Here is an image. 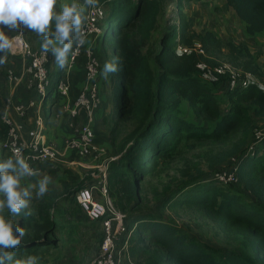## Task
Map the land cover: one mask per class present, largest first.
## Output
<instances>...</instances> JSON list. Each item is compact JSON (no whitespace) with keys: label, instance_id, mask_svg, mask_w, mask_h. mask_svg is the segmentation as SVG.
I'll return each mask as SVG.
<instances>
[{"label":"trees","instance_id":"trees-1","mask_svg":"<svg viewBox=\"0 0 264 264\" xmlns=\"http://www.w3.org/2000/svg\"><path fill=\"white\" fill-rule=\"evenodd\" d=\"M176 1L180 6L183 1L194 0ZM165 2L98 0L105 10L102 20L105 29L99 49L94 47L93 50L100 63V75L105 64L101 63L100 50H108L105 42L110 31L111 51L118 71L109 73L107 80L112 85V92L119 88V95L113 109H116V118L112 119L105 114L104 102L108 94L104 81L98 79L102 102L95 112L93 130L95 142H105L107 151L116 156L109 164L108 191L115 207L126 215V229L133 227L127 247L130 260L125 258L121 264H253L241 253L209 248L160 213L142 209L141 182L158 169L161 161L172 159L183 139L226 143L230 133L248 122L249 112L264 116V62L259 61V54L253 53L246 42L222 39L208 28L195 31L182 12L177 25H167L155 46H150ZM224 3L233 10L244 34L259 46L257 40L264 41V0H224ZM195 42L200 43L202 53L195 49L188 53L176 51L177 44L193 47ZM219 54L225 55L233 66L259 77L261 84L253 82L243 88L229 89L228 76L214 71L219 64L215 56ZM79 61L84 68L83 55L75 64ZM61 71L48 70L51 80L48 96L53 93ZM1 72H4L3 76ZM5 73V68L0 65V80L5 78ZM202 74L210 77L205 79ZM3 87L4 91L0 93V142L7 132V126L1 120L3 102L6 101L5 83ZM80 87L73 93L71 83L72 99ZM220 87L224 90L218 96L216 93ZM222 97L227 100L225 111L220 108ZM183 101L193 106L196 114L209 125L186 117L181 106ZM123 120H132L133 126L120 135ZM245 141V137L241 138L237 145L207 157L208 166L214 168L209 176L201 171L189 174L183 183L161 196L156 207L173 210L181 205L196 206L216 220L225 233L245 234L253 240L257 251L264 252V136L249 154L240 151ZM69 156L78 158L75 153ZM232 157H239L237 180L227 184L216 182L212 174L229 168ZM8 158L12 156L0 147V162ZM45 169L53 175L48 165ZM64 172L67 178L61 181L60 190L49 188L43 197L33 196L32 205L22 210L20 216H14L7 209L2 213L26 231L20 246L8 250L14 253L12 264L23 262L28 256L37 257V264H59L63 259L64 264H80L67 248L73 247L81 238L83 217L91 223L92 229L100 231L99 244L102 241L99 220H89L76 199V192L84 186L88 175L81 179L72 170L65 169ZM41 175L24 177L22 181L38 180ZM236 186L249 197L235 191ZM123 236L117 245L122 244ZM99 244L91 255L97 252Z\"/></svg>","mask_w":264,"mask_h":264},{"label":"built area","instance_id":"built-area-1","mask_svg":"<svg viewBox=\"0 0 264 264\" xmlns=\"http://www.w3.org/2000/svg\"><path fill=\"white\" fill-rule=\"evenodd\" d=\"M83 12L82 34L85 43L80 46L73 38L72 50L68 54L66 63V75L60 77L53 89L63 101L64 112L73 121L75 118L83 115V121L74 127V134L64 138L62 148H59L53 142L45 138V118L42 113V102L46 97L48 89L51 86V80L48 72V63L50 54L42 48L36 49L26 40L24 28L15 30L10 36L13 39V47L9 51L11 54H20L25 61L23 73L19 76L8 72V80L19 82L23 76H26V87L35 92V97H30L25 102L13 103L11 98H6L2 122L7 126L5 139L2 143L4 148L14 159L17 149L21 151L30 167L39 170L40 175L44 173L46 165H53L62 160L66 153H75L78 157L92 156L96 162L89 167L91 172L90 184L81 187L76 192L77 203L83 212L91 221L101 220L102 241L99 248L94 253L88 264H121L122 260L130 257L127 253L128 240L132 229L127 230L124 224L125 213L120 211L113 204L108 194V169L110 161L116 156L108 155L107 150L95 142L93 124L95 122V112L101 105V96L99 95V67L100 63L96 57L91 44H86L90 38H96L103 31L102 20L105 17V10L102 4L95 6L85 5ZM192 49L203 52L199 42H195L193 47L177 44L176 51L179 53H188ZM84 56L83 82L79 93L74 99L70 98L71 83L69 71L73 68L76 60ZM217 74H226L228 76L227 86L229 89L236 87H246L249 83L255 81L250 72L244 71L233 66L230 63H219L214 67ZM257 83V82H255ZM258 84V83H257ZM263 86V85H262ZM27 110L35 112L33 124L27 130V135L23 134V124L19 122L10 111L18 116H23ZM73 125V123H72ZM255 140L249 145L248 150L243 154H249L253 151L256 143L261 141L264 136V127L254 130ZM75 159L70 158V163ZM232 164L229 168L220 169L212 174V178L222 184L232 183L237 180V170L239 157L231 158ZM125 235L120 248L118 241Z\"/></svg>","mask_w":264,"mask_h":264},{"label":"rangeland","instance_id":"rangeland-1","mask_svg":"<svg viewBox=\"0 0 264 264\" xmlns=\"http://www.w3.org/2000/svg\"><path fill=\"white\" fill-rule=\"evenodd\" d=\"M83 1L84 0H57V5L55 10L57 12H60L65 4L71 5L73 2L82 5ZM200 5H201L200 10L204 15L206 21L207 19L212 17L215 22H219V23L229 21L228 23L229 25H231L232 29L234 30V33H236L237 35L244 34L240 22L228 20L230 17L228 14L224 15L223 9L212 7L211 2L209 0L202 2ZM198 6L197 4H194L193 7H198ZM191 7L192 6H188V5L183 6V4L178 6L176 0H166L165 6H163V10L159 15L160 17H159L158 25L153 31V34L151 36L150 46H152V48L153 46H155L156 41L159 39L162 31L165 29L167 25H173V24L177 25L179 19L182 18V12L184 13V11L189 12L190 10H195L192 9ZM208 9L210 10L206 14V11ZM187 13H186V17H188ZM201 27L202 26L200 25L198 29L200 30ZM202 29H206V28H202ZM103 33L104 30L100 34L99 40H101ZM89 42L90 41H87L86 44H88ZM111 42H112V37H111V32L109 31L107 33L106 42H105L106 43L105 46L108 49V53H109L108 56L109 61L113 59V55L111 51L112 50ZM257 43H260V45L258 46L255 43H253L256 49L255 51L256 53L259 54V58L261 60H264V41L263 39H259L257 40ZM103 55L104 57H106V52H103ZM215 58L217 59L218 63L225 62L232 64L223 54H219L215 56ZM3 73L1 72L2 76ZM202 76L205 79H208L210 77L209 74L208 75L202 74ZM4 77L5 78H3V80H0V93H2V90L4 91L3 85L5 81L8 80L7 71L4 74ZM99 80L100 82H103V75L101 74V71L99 75ZM253 81L257 82L258 84H261L262 82V80L259 77H254ZM111 86L109 81L106 79V81H104V87L107 90L106 93L108 95L106 96L104 102L105 110L107 112V113L105 112V114L108 115L110 118L115 119L116 109L114 111L113 109L115 108L117 96L119 95V88H116V90L112 92ZM223 90L224 88L220 87L219 91L216 94L218 96H221ZM4 99H6V95ZM49 101L50 99L47 100V105L49 104ZM226 103H227L226 98L222 97V103L220 107L222 111H225L227 109ZM3 105H5V102H3ZM181 106L183 109V113L186 115V117L192 118L197 123H201L205 126L209 125L206 120H204L201 116L196 114V109L193 106H190V104H188L186 101H183L181 103ZM248 116H249L248 122L239 130L230 133L228 135L229 140L226 143L220 144L205 140L197 141L194 139H183L177 145L175 150L176 154L171 157L172 159H170L169 161H166V159L161 161L160 165L158 166V169L141 182L140 184V195L142 201L141 205L144 211L152 210L160 213L164 219L170 222H174L175 224H177V226L183 228L188 233L194 235L200 242L204 243L209 248L225 253L231 251L238 252L245 255L249 260L252 261L253 264H264V252L256 250L254 242L249 236L242 233H238V234L225 233L221 229L220 224L216 220L208 216L205 213V211L197 208L196 206L181 205L174 207L173 210L169 208H164V209L158 208V206L156 207L157 200L164 194L170 192L172 189H175L180 183H183L187 179L189 174H195L197 171H201L206 176H209L214 169L208 166L207 157H209L210 155L216 153L219 150H226L228 148L237 145L241 140V138L244 137L246 141L245 143L241 144L240 151H244L243 153H245L248 150L249 145L255 140L254 130L264 127V116L255 115L253 112H249ZM120 126L122 131V134L120 135H123L127 133L129 130H131L133 126V121L123 120L120 122ZM106 127H108V125H106ZM3 140L0 142L1 148H2ZM108 155L113 156L109 152ZM92 170L89 169L88 173L91 172ZM50 177L52 178V182L48 185V189L52 188L54 190H60L61 181L59 182L60 184H58L52 175ZM90 178L91 176L88 174V179H86L87 181H85L84 186L91 183V181L89 180ZM39 180L26 181V179H23V181L21 180V186L30 188L33 193V196H35L34 191L35 189H38V187L33 189L31 186L38 185ZM107 188H108V183H107ZM234 190L243 193L244 195H246V197H249L247 195V192L241 190L237 186L234 187ZM31 205H32V200L30 201L28 207H30ZM82 225L83 226H81V229L83 233L81 235V238L78 237L79 241L75 243L73 247H68L67 252L69 251L73 253L76 256L74 257V259H76V261L79 260L80 264H87L89 257L92 256L91 254L93 253V249H95V247H97L99 244L101 233L99 230L97 232V230L92 229L90 226L91 223L85 217H83ZM101 225H102V221L100 220L99 221L100 229H101ZM131 229H133V227ZM125 237L123 236V241ZM120 246L121 244L118 245V248H120ZM64 261L65 260L63 259L62 261H60L59 264H64Z\"/></svg>","mask_w":264,"mask_h":264},{"label":"clouds","instance_id":"clouds-1","mask_svg":"<svg viewBox=\"0 0 264 264\" xmlns=\"http://www.w3.org/2000/svg\"><path fill=\"white\" fill-rule=\"evenodd\" d=\"M98 0H85V5L95 6ZM57 0H0V53L6 54L13 47V39L6 35L4 28L19 30L21 27L35 32L43 39L42 49L51 52L55 64L63 69L67 63L68 54L72 50L73 36L75 42L82 46L85 39L82 34L83 12L85 7L73 2L65 4L60 12L55 10ZM54 24V30H53ZM7 61V55H0V65ZM116 58L106 61L101 74L107 78L109 73L118 71ZM40 175L39 170L30 167L19 149L13 158L0 162V264H12L14 253L8 251L17 249L26 231L18 223L6 219L2 214L7 209L14 216H20L33 199L30 188L22 187L24 177ZM52 178L43 175L38 181L36 198L43 197L48 192ZM30 214V213H29ZM37 257L28 256L17 264H37Z\"/></svg>","mask_w":264,"mask_h":264},{"label":"crops","instance_id":"crops-1","mask_svg":"<svg viewBox=\"0 0 264 264\" xmlns=\"http://www.w3.org/2000/svg\"><path fill=\"white\" fill-rule=\"evenodd\" d=\"M206 0H194V1H183L181 2L183 6H192V9L195 10H190L188 13L184 11V13L188 14V21L191 23V27L195 31H200L202 28H208L218 34L219 37L222 39H231L235 42H246L250 48V50L253 53H256V49L253 45V39L250 37H247L246 35H237L234 33V30L232 29L231 25H229V21H225L223 23L215 22L213 17L205 19L204 15L202 14L200 10V4ZM208 1V0H207ZM211 2V6L214 8H221L224 10V15H229L230 21H239L236 15L234 14L233 10L228 7L225 3L224 0H209ZM185 4V5H184ZM193 4V5H192ZM194 4H197L198 7H193ZM210 9L206 11V14L209 12ZM161 14V13H160ZM160 17V16H159ZM159 17H158V22H159ZM207 22V23H204ZM240 22V21H239ZM241 24V23H240ZM202 26L201 29L199 30L198 27ZM2 27V26H0ZM54 29V26H53ZM9 37L13 34V30H9L7 28L3 29ZM24 34L26 40L30 43V45L34 46L35 48H41L43 39L38 36L35 32H31L27 29L24 28ZM99 36L96 38H90L89 44L92 45L94 48L99 49ZM50 54V61H49V66L48 70L49 72H55L57 70H61V68L55 64L54 60L55 57L53 54L49 51ZM101 54V63L109 61L108 60V50L106 51V57L103 55V51L100 50ZM0 55H7V61L4 63L2 66L5 68L7 72H12L15 75L19 76L23 73L24 70V65L25 61L23 60V57L20 54H11L10 52L3 54L0 53ZM81 60V59H80ZM260 62H264V60H261L259 58ZM83 65H81L80 61L77 62L73 66V68L69 71L70 73V78L72 79V89L73 93H75L78 89L79 86H81L82 82L81 80L83 79ZM67 68L66 66L62 69L61 71V76L66 75ZM102 72V69H101ZM107 78L103 76V81H105ZM26 76H23L21 81L19 82H14L10 80L5 81V86H6V98H11L13 103L20 102L22 100H26L29 97L35 96V92H31L29 89L26 87ZM81 89V87H80ZM30 91V92H28ZM55 96V97H54ZM70 98L72 99V96L70 94ZM50 99L49 104L47 105V100ZM63 101L59 97L57 98L55 93H51L48 96V92L46 94V97L44 98L42 102L43 106V115L45 118V138L56 144L59 148H62L63 146V140L64 138L70 137L74 134V127L78 126L80 122L83 121V115H80L79 117L75 118L73 121L70 119L67 114L64 112V108L62 105ZM4 110V107H3ZM2 110V113H3ZM11 115H13L19 122L23 124V134L26 136L27 135V130L32 126L33 124V119H34V114L35 112L33 110H27L23 116H18L15 114L13 111H10ZM101 118L99 119V121ZM73 123V125H72ZM102 123V121L100 122ZM102 125V124H101ZM104 128V125H102ZM102 128V130H103ZM105 142H101L98 140L97 144L99 146L104 147L106 150V146L104 145ZM108 152V151H107ZM70 154L66 153L65 156L62 157L61 161H58L57 163H54L53 165H48L50 168L49 171H52L53 173V178L56 180L58 184L62 180H65L67 178L66 172H64L65 169L72 170L79 174L80 178L83 179L86 175H88L89 167L94 165L96 160L92 156H85V157H78V158H72L75 159L73 163H70ZM46 171V169H45ZM85 172V173H84ZM49 173V172H48ZM46 171V175H49ZM43 174V175H45ZM39 176L38 180L42 178V176ZM51 176V175H49Z\"/></svg>","mask_w":264,"mask_h":264}]
</instances>
